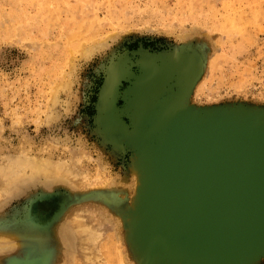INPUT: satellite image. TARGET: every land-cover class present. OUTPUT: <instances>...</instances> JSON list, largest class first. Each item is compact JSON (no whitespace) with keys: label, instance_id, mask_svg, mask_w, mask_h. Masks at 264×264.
<instances>
[{"label":"rangeland","instance_id":"obj_1","mask_svg":"<svg viewBox=\"0 0 264 264\" xmlns=\"http://www.w3.org/2000/svg\"><path fill=\"white\" fill-rule=\"evenodd\" d=\"M182 54L178 109L264 115V0H0V264H146L143 139L107 125L106 92Z\"/></svg>","mask_w":264,"mask_h":264},{"label":"water","instance_id":"obj_2","mask_svg":"<svg viewBox=\"0 0 264 264\" xmlns=\"http://www.w3.org/2000/svg\"><path fill=\"white\" fill-rule=\"evenodd\" d=\"M189 59L148 63L106 92L107 125L143 139L147 167L133 225L148 249L146 264H250L264 255V115L178 109L194 75ZM121 79L128 84L117 91ZM119 94L124 103L116 108ZM63 200H55V215ZM47 260L13 257L8 264Z\"/></svg>","mask_w":264,"mask_h":264},{"label":"bare ground","instance_id":"obj_3","mask_svg":"<svg viewBox=\"0 0 264 264\" xmlns=\"http://www.w3.org/2000/svg\"><path fill=\"white\" fill-rule=\"evenodd\" d=\"M1 237V236H0ZM2 239V238H1ZM5 239V238H4Z\"/></svg>","mask_w":264,"mask_h":264}]
</instances>
